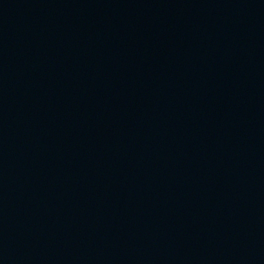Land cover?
I'll return each instance as SVG.
<instances>
[{"label": "water", "instance_id": "1", "mask_svg": "<svg viewBox=\"0 0 264 264\" xmlns=\"http://www.w3.org/2000/svg\"><path fill=\"white\" fill-rule=\"evenodd\" d=\"M116 264H264V0H138Z\"/></svg>", "mask_w": 264, "mask_h": 264}]
</instances>
